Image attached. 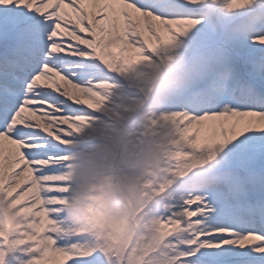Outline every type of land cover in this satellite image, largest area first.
I'll return each instance as SVG.
<instances>
[{
	"label": "snow or ice",
	"instance_id": "snow-or-ice-1",
	"mask_svg": "<svg viewBox=\"0 0 264 264\" xmlns=\"http://www.w3.org/2000/svg\"><path fill=\"white\" fill-rule=\"evenodd\" d=\"M149 109L200 137L145 216L179 222L175 264H264V0H0V264H115L58 209L69 165Z\"/></svg>",
	"mask_w": 264,
	"mask_h": 264
},
{
	"label": "bare ground",
	"instance_id": "bare-ground-1",
	"mask_svg": "<svg viewBox=\"0 0 264 264\" xmlns=\"http://www.w3.org/2000/svg\"><path fill=\"white\" fill-rule=\"evenodd\" d=\"M141 79L144 80L149 92L154 87L159 89L167 83L165 79L153 80L151 77L147 79L141 77ZM153 115L154 112L149 109V118L145 121L150 120V118L151 121H156L157 123H153L152 126L157 132L150 135L153 141L151 148L149 147L151 153L146 152L144 156L153 158L155 174L151 175L147 182L142 177V183L138 187L136 186V191L140 192L139 195L125 197L127 206L117 202L115 207L118 209H116L111 203L114 200L111 196L110 204L105 208L103 215L105 216L104 221L112 226L111 229L115 233H120L123 238L126 234H130L133 227L136 229V240L139 238L140 231L144 233L139 245V252L142 256L136 264H175L178 255L173 256L170 253L176 252V248L170 243H165V241L169 236L183 231L179 222L156 221L153 223L151 220L146 221L145 216L150 211L149 204L158 198L163 199L166 195H170V190L177 180L182 177L187 178L190 174L199 170L200 162L193 157L192 149L196 147L200 137L194 128H189L185 133L184 128L181 127L184 121L179 116L172 117L170 115L166 119L161 114L158 119H153ZM135 123V119H130L129 122L120 124L122 148L125 150L132 151L137 145L135 138L138 136L137 129L142 127V122L139 126ZM117 164H120V161ZM135 167L138 168H134V171H140L139 166ZM124 170L128 171L129 168L125 167ZM67 176L72 180V187L70 195L60 202L61 207L58 209L63 214L60 221L63 225L61 231L66 235L84 234L93 243L100 242L99 238L94 236L97 229V224L92 220L94 209L88 206H94L97 202L95 197L99 191L97 179H104V177L86 166L82 159L69 165ZM117 176L124 178L122 173ZM107 180L112 188L111 178H107ZM128 215H130L129 222L121 220V217L126 218ZM139 218H141L142 223L140 222L137 225ZM100 238L104 237L101 236ZM177 238L179 239V237Z\"/></svg>",
	"mask_w": 264,
	"mask_h": 264
},
{
	"label": "rangeland",
	"instance_id": "rangeland-1",
	"mask_svg": "<svg viewBox=\"0 0 264 264\" xmlns=\"http://www.w3.org/2000/svg\"><path fill=\"white\" fill-rule=\"evenodd\" d=\"M148 113L149 110L135 119V124L139 126L142 122V127L137 129L138 136L135 138L137 145L132 151L122 148V131L119 126L118 131L110 132L108 136L102 139L101 149L86 151L81 155V159L86 166L104 177V179H97L99 187V191L95 195L97 202L94 206L90 205L88 207L94 209L92 220L97 224L94 236L107 246L110 256L115 258V264H136L142 256L139 252V245L144 233L140 231L138 234L139 238L136 240V229L133 227L130 234H126L123 238L120 233H115L111 229L112 226L104 221L103 212L110 204L112 198L114 200L111 203L114 207L117 202L127 206L125 197H136L139 195L140 192L136 191V186L138 187L142 183V177L147 182L149 177L155 174L153 158L144 156L146 152L151 153L150 148L153 141L150 135L157 132L152 126L153 123H157L156 121H151V118L145 121V119L149 118ZM155 115L154 112L153 116ZM118 161H120V164H117ZM135 166H139L140 171H134V168H138ZM125 167H128L129 170H124ZM119 173H122L124 178H119L117 176ZM107 178H111L112 188L107 183ZM121 220L129 222L130 215L126 216V218L121 217ZM140 222L142 223L141 218L138 219L137 225ZM101 236L104 238H100Z\"/></svg>",
	"mask_w": 264,
	"mask_h": 264
}]
</instances>
